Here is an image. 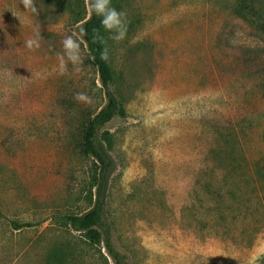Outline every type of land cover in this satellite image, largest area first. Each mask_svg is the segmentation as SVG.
Wrapping results in <instances>:
<instances>
[{"label":"rangeland","instance_id":"1","mask_svg":"<svg viewBox=\"0 0 264 264\" xmlns=\"http://www.w3.org/2000/svg\"><path fill=\"white\" fill-rule=\"evenodd\" d=\"M33 2L37 14L0 0V264H115L64 221L90 210L84 118L107 102L72 23L90 0ZM237 2L112 0L128 21L123 41L105 42L127 116L100 131L115 164L105 219L128 264H264V33ZM66 35L83 66L61 75Z\"/></svg>","mask_w":264,"mask_h":264},{"label":"trees","instance_id":"2","mask_svg":"<svg viewBox=\"0 0 264 264\" xmlns=\"http://www.w3.org/2000/svg\"><path fill=\"white\" fill-rule=\"evenodd\" d=\"M53 5L60 10L65 8V0H52ZM71 14L78 11L74 6ZM66 10V8H65ZM235 10L239 17L264 33V0H238ZM87 9L84 14L72 19V23H82L83 38L88 48L90 64L99 75L100 82L107 102L105 106L95 113H88L84 118L83 142L81 152L85 158L93 160L91 176L90 210L82 215L68 214L64 217L65 224L76 232L83 233L87 241L94 245L104 244L109 256L115 264H128L126 256L117 250L112 241V226L106 221V196L111 174L115 168L111 155L113 142L110 132L100 131L116 117H126L127 110L113 89L114 76L109 59H102L101 54L106 50V31L101 25L100 18L92 15L86 21ZM108 56V55H107ZM95 190V193L93 191ZM95 197V198H94ZM2 212L0 210V217ZM15 230L33 227L32 223H19L10 221ZM67 252V253H66ZM66 254L61 253V261L66 259ZM77 260L78 257L74 256ZM73 258V259H74ZM61 264V263H57Z\"/></svg>","mask_w":264,"mask_h":264},{"label":"clouds","instance_id":"3","mask_svg":"<svg viewBox=\"0 0 264 264\" xmlns=\"http://www.w3.org/2000/svg\"><path fill=\"white\" fill-rule=\"evenodd\" d=\"M24 8L37 14V8L33 0H22ZM90 15L100 18V22L105 31L110 33V38L114 41H123L127 36V16L126 13L117 10L112 6V0H90L86 4ZM15 15V13H13ZM83 33V29L81 30ZM23 45L30 51H35L41 47L40 33L35 32L34 36L23 41ZM59 73L64 75L70 64L77 72L83 66L81 43L73 35H66L62 40V51L57 53ZM102 59L107 60V52L101 54ZM39 75V74H38ZM74 99L79 103L90 104L91 97L86 92L75 93Z\"/></svg>","mask_w":264,"mask_h":264}]
</instances>
